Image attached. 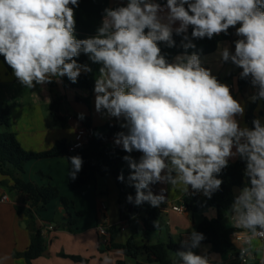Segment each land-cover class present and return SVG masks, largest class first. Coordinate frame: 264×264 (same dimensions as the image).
<instances>
[{"label":"clouds","instance_id":"1","mask_svg":"<svg viewBox=\"0 0 264 264\" xmlns=\"http://www.w3.org/2000/svg\"><path fill=\"white\" fill-rule=\"evenodd\" d=\"M78 7L79 0H0V55L14 77L27 89L65 76L77 83L82 71L92 72L77 62L81 53L100 66L95 110L123 118L120 126L127 131L115 135V145L142 153L139 161L123 157L135 188V197L126 199L135 206L165 204L167 189L154 194L150 187L158 183L211 199L229 160H243L247 179L229 213L232 226L244 232L239 259L247 264L255 242L264 240V123L255 118L252 128L241 127L237 117L244 116L245 106L203 66L198 52L188 50L196 48L193 40L235 29L234 52L219 43L217 55L242 69L239 78L256 89L253 102L264 100V0H127L105 8L96 35L85 39L75 35ZM174 34L182 37L184 51L169 59L159 45L176 47ZM68 161L74 180L83 160L76 155ZM117 179L123 182V173ZM204 239L195 230L184 236L172 264H223L217 254L194 251ZM103 264H113L111 257Z\"/></svg>","mask_w":264,"mask_h":264},{"label":"crops","instance_id":"2","mask_svg":"<svg viewBox=\"0 0 264 264\" xmlns=\"http://www.w3.org/2000/svg\"><path fill=\"white\" fill-rule=\"evenodd\" d=\"M126 2L127 0L123 4ZM109 4L110 7L115 8L122 4V1L109 0ZM232 38L237 39L234 33ZM221 43L229 46L230 50L234 52L232 40ZM201 60L203 66L210 68L222 83L234 85L232 95L245 106L244 116L242 118L237 117V119L241 127H249L246 115L249 106L254 103L252 96L256 89L253 86L243 91L237 89L234 82L235 75L240 68L231 62L222 63L217 55V49L210 55L202 56ZM86 64L92 68V72L85 74L89 81L94 84L95 75H98L100 66L92 64L89 58H87ZM57 79L59 80V78L53 79L52 87L46 84L27 89L19 84L5 61H0V107L8 110V130L15 134L18 143L24 150L40 153L49 150L57 142H64L68 145L73 142L76 132L86 127L85 123L89 124V129L93 133L107 124H117L121 128L120 125L124 123L123 118L117 120L114 117H109L106 112H96L94 86L89 94L86 90H69V87H64L60 80L57 82ZM56 96L59 97V102L53 111L50 106ZM76 97H89L90 102L85 105L83 102L76 101ZM255 102L258 103L252 114L255 118H260V101L256 100ZM68 109H71V114ZM80 113L84 114L83 119L78 118ZM109 144L115 145L114 141ZM236 159L237 157L230 159V161ZM121 172L128 178L130 169L127 162L121 165ZM40 174L45 177H41ZM21 179L38 186H54L60 195L69 201L67 210L57 199L49 202L44 211L37 213L35 221L37 228L41 230L43 226L49 224L54 229L44 240L45 251L41 256L32 260L31 264H103L105 256H110L113 264H137L138 261H143V255H139L138 260H135L126 256L120 249L110 248L108 245L110 243L124 244L128 239L133 240L136 244L153 245L168 241L180 243L184 236L195 229L201 219H213L215 216L213 209L194 214L187 211L179 214L171 210H161L165 205L181 203L185 195L177 189H171L170 185L158 183L150 186L153 193L159 194L161 188H165L168 199L165 204L156 208L158 212L157 229L146 233L142 225L144 213L139 210L121 230L117 203L118 193L111 175L100 176L87 186L70 190L67 187L68 166L66 158L57 157L26 162ZM12 185V180L0 173V264H26L24 258L15 257L14 254H21L28 248L32 227L28 217L16 210L27 206L26 197L19 191L12 189ZM3 196L6 197L5 200H2ZM101 204L105 206L104 209L101 208ZM227 216H229L230 221L229 212ZM70 221L72 222L69 227L71 231L65 225ZM99 226H104L108 232L110 227L117 229L111 240L109 234L107 245L97 233ZM234 244V249L224 254L213 253L210 245H201L194 251L197 254L204 252L217 254L222 259L223 264H235L232 256L238 244ZM255 245H257L256 242ZM60 254L78 257L86 260V262H75ZM173 255L174 252L168 253L171 260Z\"/></svg>","mask_w":264,"mask_h":264},{"label":"trees","instance_id":"3","mask_svg":"<svg viewBox=\"0 0 264 264\" xmlns=\"http://www.w3.org/2000/svg\"><path fill=\"white\" fill-rule=\"evenodd\" d=\"M122 4L125 0H121ZM165 2V0H160ZM121 5V4H120ZM118 5V6H120ZM117 7V6H116ZM105 8L110 7L109 0H79V7L75 9L76 18V32L77 39H85L96 35L97 29L101 26L103 11ZM191 28L188 30V34H191ZM230 35L214 37L212 40L207 38L202 40H193L196 44L195 49H189V54L192 51H196L200 56H207L214 53L219 43L227 40L234 41L232 38L234 29L229 30ZM174 40L176 41V47L168 48L163 43L159 46L162 52L168 56L169 59L175 57L184 51L180 47L182 37L174 34ZM88 56L81 53L77 57V62L80 64L87 63ZM0 61H4L2 55H0ZM242 69L237 71L235 75V86L239 91H243L246 88L252 86L249 80L240 79L239 73ZM64 87H71L73 89L86 90L89 94L93 89V82H90L87 75L82 72L78 78L77 83H72L66 76L59 78ZM49 87L53 86V82L48 84ZM78 102H83L85 105L89 104V97L87 98H75ZM260 101L261 110L259 116L264 123V100ZM59 97L53 100L50 109L55 111L58 105ZM258 102H254L248 108L246 121L249 127L252 128V121L255 116L252 114L255 106ZM86 128H89V124L85 123ZM9 129V113L6 108L0 107V173L8 176L12 182V189L19 191L26 197L25 208H17L18 213L25 214L32 227V234L30 235V243L28 248L21 254H14L15 257L24 258L26 264H31V261L38 258L45 251L44 239L40 237V229L36 227L37 213L44 211L46 205L53 201L59 200L60 204L67 210L69 201L62 197L58 189L54 186H38L35 183L24 182L21 179V175L24 171V165L28 161L39 159H51L57 157L66 158L68 166V182L67 187L70 190H77L84 186H87L94 182L98 177L104 175H111L114 184L117 189L118 198V212L121 222H128L134 214L139 210L143 211L142 225L146 233L152 232L157 229L154 226V222H157L158 212L156 208L151 207L148 203H144L140 206H135L132 203L127 202V196L132 195L135 197V188L128 186L127 178L121 182L117 177L122 173L121 165L126 163L123 159L125 155H131L134 159L139 160L141 153L133 151L132 153H126L117 145H111L106 141L115 136L120 131H127V129H121L117 124L105 125L98 129L88 142V144L82 148L69 151L67 144L64 142H57L47 151L40 153H33L24 150L18 143L14 133ZM79 155L83 160L82 170L77 174L76 179H71L69 176L70 163L69 157ZM246 164L239 157L235 161L229 160V165L217 176V178L223 181L220 190L215 192L211 199L204 195L192 198H184L182 201L184 209L191 214L204 211L206 209H213L215 211V217L213 219L203 218L196 225L195 231L204 234L205 239L201 242V245H210L211 251L217 254H224L234 249L230 235L234 230L232 227L225 226L223 220L227 217L230 206L233 201V197L236 194V190L242 188L245 184L246 177L244 176ZM41 175V174H40ZM41 177H45L42 176ZM131 211V212H130ZM71 221L65 225L69 230ZM71 231V230H69ZM117 229L115 227L109 228L110 240L113 238ZM107 245V244H106ZM110 248L120 249L126 256L138 260L139 255H143L142 262L137 264H172V260L168 257L169 252H176L180 250L181 244L168 241L166 243H157L149 245L147 243L136 244L133 240L128 239L124 244L110 243ZM68 257L72 261L85 263L83 260L74 256Z\"/></svg>","mask_w":264,"mask_h":264},{"label":"built area","instance_id":"4","mask_svg":"<svg viewBox=\"0 0 264 264\" xmlns=\"http://www.w3.org/2000/svg\"><path fill=\"white\" fill-rule=\"evenodd\" d=\"M229 86L231 87V90H234V85L229 84ZM93 131L89 128H81L80 130H78L74 136L73 142H71L70 144L67 145V149L69 151H73L75 149H79L82 148L84 146H86L88 144V142L90 141V139L93 136ZM115 139V136L110 137L106 142L107 143H111L113 142ZM201 196V194H196V195H185V198H192V197H198ZM6 197L3 196L2 200H5ZM101 208L104 209L105 206L103 204H101ZM161 210H171L174 212H177L179 214L183 213L185 211L184 209V205L183 203H178V204H168L165 205L161 208ZM126 222H121V230H123L124 226H125ZM232 227L234 230L232 231L230 238L232 241V244L237 243L238 245L240 244V242L243 240L244 238V232L242 230L239 229H235L232 226V223L230 221V226ZM53 226L51 225H45L43 226V228L40 230V237L44 240H46L48 238V235L50 232L53 231ZM97 233L100 237H102L104 239V244L108 243V237H109V232L108 229L105 228L104 226H99L97 228ZM257 245H255V250L252 253V257L246 258L247 260V264L248 263H252V264H261V261L264 260V240H258L256 241ZM232 260L235 264H245L244 261H241L239 259V247H237V249L235 250L233 256H232Z\"/></svg>","mask_w":264,"mask_h":264},{"label":"rangeland","instance_id":"5","mask_svg":"<svg viewBox=\"0 0 264 264\" xmlns=\"http://www.w3.org/2000/svg\"><path fill=\"white\" fill-rule=\"evenodd\" d=\"M66 88H68V87H66ZM69 90L70 89H73V88H71V87H69L68 88ZM74 90H76V91H81V89H74ZM89 102H90V100H89ZM68 111H69V113L71 114L72 113V111H71V109H68ZM260 120H261V122H262V118H259ZM127 184H128V186L130 185L129 184V182H128V179H127ZM206 210H210V209H206ZM214 212V211H213ZM215 217V216H214ZM158 220V219H157ZM223 224L225 225V226H230V221H229V216H227V218H225V220L223 221ZM235 245V244H234ZM238 247V246H237Z\"/></svg>","mask_w":264,"mask_h":264},{"label":"water","instance_id":"6","mask_svg":"<svg viewBox=\"0 0 264 264\" xmlns=\"http://www.w3.org/2000/svg\"><path fill=\"white\" fill-rule=\"evenodd\" d=\"M131 212V211H130Z\"/></svg>","mask_w":264,"mask_h":264}]
</instances>
